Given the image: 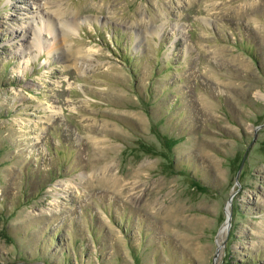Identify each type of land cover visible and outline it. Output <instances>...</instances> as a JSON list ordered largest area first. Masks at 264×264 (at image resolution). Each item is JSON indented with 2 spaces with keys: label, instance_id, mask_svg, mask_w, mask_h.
Masks as SVG:
<instances>
[{
  "label": "rangeland",
  "instance_id": "1",
  "mask_svg": "<svg viewBox=\"0 0 264 264\" xmlns=\"http://www.w3.org/2000/svg\"><path fill=\"white\" fill-rule=\"evenodd\" d=\"M218 245L264 264V0H0V264Z\"/></svg>",
  "mask_w": 264,
  "mask_h": 264
},
{
  "label": "water",
  "instance_id": "2",
  "mask_svg": "<svg viewBox=\"0 0 264 264\" xmlns=\"http://www.w3.org/2000/svg\"><path fill=\"white\" fill-rule=\"evenodd\" d=\"M237 175H238V173H237ZM231 198H232V196L229 198L228 203H227V207H226V210H225V214H226L225 223H224V226L222 227L221 230H224V229L227 230L228 229V226L230 225L231 214H232V210H231ZM219 248H220V245L217 246L216 253H215L214 258H213V263L214 264H216V259H217V256H218V250H219Z\"/></svg>",
  "mask_w": 264,
  "mask_h": 264
},
{
  "label": "bare ground",
  "instance_id": "3",
  "mask_svg": "<svg viewBox=\"0 0 264 264\" xmlns=\"http://www.w3.org/2000/svg\"><path fill=\"white\" fill-rule=\"evenodd\" d=\"M50 25H51V24H50ZM50 25H49V23H47L46 26H45L46 29H50V30H51ZM63 26H64L63 29L65 28L66 30L69 29V28H70V29H74V28H72V25H71V24H63ZM34 44H35L36 46H41V40L36 39L35 42H34ZM35 45H34V46H35Z\"/></svg>",
  "mask_w": 264,
  "mask_h": 264
}]
</instances>
